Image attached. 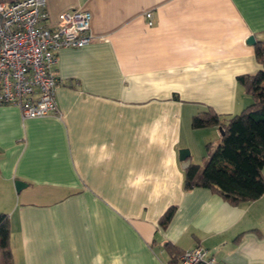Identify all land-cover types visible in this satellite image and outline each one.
Listing matches in <instances>:
<instances>
[{
	"label": "crops",
	"instance_id": "crops-1",
	"mask_svg": "<svg viewBox=\"0 0 264 264\" xmlns=\"http://www.w3.org/2000/svg\"><path fill=\"white\" fill-rule=\"evenodd\" d=\"M45 5L51 26L62 11L87 10L94 39L58 49L56 114L23 118L0 104L12 264H168L167 241L264 264V193L230 204L208 187L184 189L179 159L187 148L203 164L220 142L219 126L191 128L193 114L209 106L230 116L251 102L237 76L262 67L246 40H264V0Z\"/></svg>",
	"mask_w": 264,
	"mask_h": 264
},
{
	"label": "built area",
	"instance_id": "built-area-1",
	"mask_svg": "<svg viewBox=\"0 0 264 264\" xmlns=\"http://www.w3.org/2000/svg\"><path fill=\"white\" fill-rule=\"evenodd\" d=\"M151 24V13L146 12ZM45 0H0V104L19 107L23 118L58 112L54 64L62 47H77L94 39L90 13L70 9L47 23ZM177 264H226L196 245L178 255Z\"/></svg>",
	"mask_w": 264,
	"mask_h": 264
},
{
	"label": "trees",
	"instance_id": "trees-1",
	"mask_svg": "<svg viewBox=\"0 0 264 264\" xmlns=\"http://www.w3.org/2000/svg\"><path fill=\"white\" fill-rule=\"evenodd\" d=\"M254 47L261 69L254 74L237 76L251 102L230 116L218 114L207 106L190 120L192 129L219 126L223 133L203 164L190 162L183 169V188L208 187L230 204L250 202L264 193V40H256ZM175 208L169 206L161 215V227L167 226ZM9 239V216L0 212V264L13 263ZM165 248L170 254L168 264H176L183 250H177L168 241Z\"/></svg>",
	"mask_w": 264,
	"mask_h": 264
},
{
	"label": "water",
	"instance_id": "water-1",
	"mask_svg": "<svg viewBox=\"0 0 264 264\" xmlns=\"http://www.w3.org/2000/svg\"><path fill=\"white\" fill-rule=\"evenodd\" d=\"M246 41L247 43H251V44L255 43L256 41L255 36L253 34L249 35ZM219 129H220V132L223 133L222 127H219ZM179 159L181 160V166L183 168L187 167L190 164L189 150L187 148H181L179 150ZM14 184H15V189L17 191H19L21 187L25 185L23 181L18 180V179L14 181Z\"/></svg>",
	"mask_w": 264,
	"mask_h": 264
},
{
	"label": "clouds",
	"instance_id": "clouds-1",
	"mask_svg": "<svg viewBox=\"0 0 264 264\" xmlns=\"http://www.w3.org/2000/svg\"><path fill=\"white\" fill-rule=\"evenodd\" d=\"M115 264H120L119 258L115 261Z\"/></svg>",
	"mask_w": 264,
	"mask_h": 264
},
{
	"label": "rangeland",
	"instance_id": "rangeland-1",
	"mask_svg": "<svg viewBox=\"0 0 264 264\" xmlns=\"http://www.w3.org/2000/svg\"><path fill=\"white\" fill-rule=\"evenodd\" d=\"M215 147H216V144H214V147L211 150H213Z\"/></svg>",
	"mask_w": 264,
	"mask_h": 264
}]
</instances>
